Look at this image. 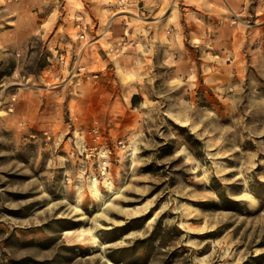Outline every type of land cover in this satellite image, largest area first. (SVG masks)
Here are the masks:
<instances>
[{
	"label": "rangeland",
	"instance_id": "obj_1",
	"mask_svg": "<svg viewBox=\"0 0 264 264\" xmlns=\"http://www.w3.org/2000/svg\"><path fill=\"white\" fill-rule=\"evenodd\" d=\"M215 1L0 0V264H264V0Z\"/></svg>",
	"mask_w": 264,
	"mask_h": 264
},
{
	"label": "built area",
	"instance_id": "obj_2",
	"mask_svg": "<svg viewBox=\"0 0 264 264\" xmlns=\"http://www.w3.org/2000/svg\"><path fill=\"white\" fill-rule=\"evenodd\" d=\"M144 0H136L135 3H133V0H116V4L117 6L120 8V11L125 12L126 16L129 15H135V16H139L140 14L145 13L144 10V6L142 5V2ZM132 6L134 7V9L132 8ZM83 17L84 14H80L77 15L76 17V38H78L79 40V44L76 47L75 54L72 56H69V51L66 53H60L58 58L59 61L62 64L67 65L68 63L73 62V68L71 71H73L71 74H69V77H74L77 74H79L78 72H80V74H86L87 78H90L92 76H97V73H91L88 72L86 73L85 67L83 66H77V64H79L83 54H85V50L89 47V45L91 44V40L89 39V21L85 22L83 21ZM77 66V67H76ZM76 67V68H75ZM60 75L57 76V79H59ZM71 79V78H70Z\"/></svg>",
	"mask_w": 264,
	"mask_h": 264
},
{
	"label": "bare ground",
	"instance_id": "obj_3",
	"mask_svg": "<svg viewBox=\"0 0 264 264\" xmlns=\"http://www.w3.org/2000/svg\"><path fill=\"white\" fill-rule=\"evenodd\" d=\"M129 208H130V210H134V211L139 210L136 207H134V208L129 207ZM65 232L69 233V232H72V230L69 229V230H66ZM77 236L79 239H81L83 241H91L93 243V245L99 244V237L94 233L93 230L80 227V228H78Z\"/></svg>",
	"mask_w": 264,
	"mask_h": 264
},
{
	"label": "crops",
	"instance_id": "obj_4",
	"mask_svg": "<svg viewBox=\"0 0 264 264\" xmlns=\"http://www.w3.org/2000/svg\"><path fill=\"white\" fill-rule=\"evenodd\" d=\"M202 1H205V2H207L208 3V5H213V4H215L216 3V1L215 0H202ZM229 3L230 2H232L233 0H227ZM217 4V3H216ZM187 7H184V9H186ZM184 9L182 10V12L184 11ZM186 14V15H188L189 13L187 12V11H184L183 12V14Z\"/></svg>",
	"mask_w": 264,
	"mask_h": 264
}]
</instances>
